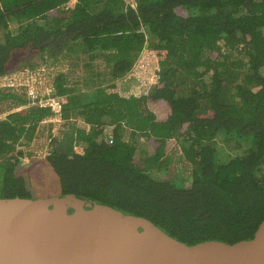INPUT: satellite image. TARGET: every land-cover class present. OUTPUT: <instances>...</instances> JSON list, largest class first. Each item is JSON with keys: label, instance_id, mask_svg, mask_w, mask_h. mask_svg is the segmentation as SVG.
<instances>
[{"label": "trees", "instance_id": "16d2710c", "mask_svg": "<svg viewBox=\"0 0 264 264\" xmlns=\"http://www.w3.org/2000/svg\"><path fill=\"white\" fill-rule=\"evenodd\" d=\"M75 48L105 60L111 82L76 91L60 74L55 103L0 120V198L78 197L191 245L253 239L264 221V0H0V83ZM128 74L138 86L123 88ZM9 100L31 103L0 89ZM57 115L82 125L46 156L17 149ZM127 129L146 138V157ZM218 139L240 150L221 159ZM175 144L191 181L168 169Z\"/></svg>", "mask_w": 264, "mask_h": 264}, {"label": "water", "instance_id": "95a60500", "mask_svg": "<svg viewBox=\"0 0 264 264\" xmlns=\"http://www.w3.org/2000/svg\"><path fill=\"white\" fill-rule=\"evenodd\" d=\"M0 264H264V221L251 240L191 245L78 197L0 198Z\"/></svg>", "mask_w": 264, "mask_h": 264}, {"label": "rangeland", "instance_id": "374dc122", "mask_svg": "<svg viewBox=\"0 0 264 264\" xmlns=\"http://www.w3.org/2000/svg\"><path fill=\"white\" fill-rule=\"evenodd\" d=\"M12 27L13 30L16 31V22L13 23ZM71 46L73 47V45ZM44 57L46 59L48 58L47 56ZM33 64V69L24 66L21 71L18 72L19 74L17 73V83H0V89L3 92H12L15 93L16 96L25 99L27 97L29 100L31 98L32 103L12 109L13 106H16L14 104H18L14 100L6 102L0 101V120H3L14 111H20L31 106H46L55 103V99L52 98L54 80L60 74H64L68 77V86L70 88L84 92L91 90L89 88H94L95 86L106 85L111 82L112 78L111 70L107 67L105 60L98 58L90 61L88 56L80 55L76 48L72 53L69 52L65 57L61 56L56 61L49 59V63H43L41 57H38ZM26 70L30 71L31 74L29 76ZM119 82L123 84L124 89L139 85L138 81L131 77L130 74ZM93 83H95L94 86H92ZM30 89H32L34 93L31 97L29 96ZM81 125L82 121L78 117L68 121L63 120L61 116L58 115L48 118L40 124L36 137L32 141L23 140L25 145L18 146L17 149L24 150L27 156H46L52 152L53 141H65L66 138L71 135L73 129ZM110 130V128H107V134L110 133ZM131 133L132 131L127 129L126 132H124V140L134 142L141 150L142 156L146 157V138L138 134L132 140ZM231 146L232 144H227V142L222 139L217 140L216 149L221 159L234 156L236 152L240 150L235 145L233 148ZM170 153L169 157L172 158L173 164L171 163L168 169H172V175L181 178L183 181H191L192 166L184 160L180 146L175 144Z\"/></svg>", "mask_w": 264, "mask_h": 264}, {"label": "built area", "instance_id": "2783aa9c", "mask_svg": "<svg viewBox=\"0 0 264 264\" xmlns=\"http://www.w3.org/2000/svg\"><path fill=\"white\" fill-rule=\"evenodd\" d=\"M26 72L28 73V76L31 74L29 70H26ZM33 94H34V93H33V90L30 89V90H29V96L31 97V96H33ZM30 101H31V103H32L31 98H30ZM31 103H30V104H31Z\"/></svg>", "mask_w": 264, "mask_h": 264}, {"label": "crops", "instance_id": "0c3cea01", "mask_svg": "<svg viewBox=\"0 0 264 264\" xmlns=\"http://www.w3.org/2000/svg\"><path fill=\"white\" fill-rule=\"evenodd\" d=\"M5 118H6V117H5ZM5 118H4V119H5Z\"/></svg>", "mask_w": 264, "mask_h": 264}]
</instances>
